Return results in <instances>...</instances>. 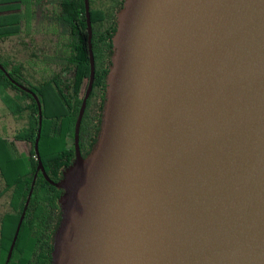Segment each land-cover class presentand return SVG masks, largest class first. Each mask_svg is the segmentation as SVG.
I'll use <instances>...</instances> for the list:
<instances>
[{"label": "water", "instance_id": "95a60500", "mask_svg": "<svg viewBox=\"0 0 264 264\" xmlns=\"http://www.w3.org/2000/svg\"><path fill=\"white\" fill-rule=\"evenodd\" d=\"M84 6L90 76L57 183L39 155L41 104L11 81L37 105V170L64 190L51 264H264V0H125L86 158Z\"/></svg>", "mask_w": 264, "mask_h": 264}, {"label": "trees", "instance_id": "16d2710c", "mask_svg": "<svg viewBox=\"0 0 264 264\" xmlns=\"http://www.w3.org/2000/svg\"><path fill=\"white\" fill-rule=\"evenodd\" d=\"M124 1L89 0L95 74L79 127V149L83 158L94 148L101 130L106 78L113 55L111 39ZM10 41L21 44L22 60L2 48ZM24 55H29L31 61H24ZM33 64H40V70H35ZM0 66L8 75L0 69V101L11 116L25 120V125L15 135L0 134V174L8 189L14 192L12 208L17 209L8 222L3 263L37 163L34 142L39 128L35 100L11 81L34 92L41 104L38 150L43 166L56 161L58 156L71 166L75 122L90 76L84 0H0ZM16 141L18 145L29 147V152L18 155L14 149ZM49 189L54 190L39 175L23 223L32 219L35 210H42L40 195L43 191L52 194ZM9 264H13L12 257Z\"/></svg>", "mask_w": 264, "mask_h": 264}, {"label": "flooded vegetation", "instance_id": "af4514ba", "mask_svg": "<svg viewBox=\"0 0 264 264\" xmlns=\"http://www.w3.org/2000/svg\"><path fill=\"white\" fill-rule=\"evenodd\" d=\"M25 56L26 55H24V61ZM14 149L16 150V153L18 155L26 154V151L24 149H20L17 141L15 142ZM83 154L86 155V151H83ZM56 159H54L56 161L45 163V166H43L48 178L55 183L59 182L63 178L64 172L69 167V164H67L65 158L58 156ZM39 175L42 176L45 180L41 171L37 170L36 163L28 195L22 207V212L18 218L13 236L8 246L7 256L4 262L1 263L3 256L2 251L5 249V239L7 237L6 233L8 222L9 220H12L14 218L17 209L15 211L12 208L13 202L11 201L14 192L12 189H8L4 178L1 177L2 174H0V264H5L10 247L12 245L13 248L9 262L12 257L13 264H51L55 233L62 217L60 200L62 195L64 194V190L51 185L45 180L54 188V190H48L52 194H48L47 191H43L40 195L39 204V207L42 210H35V212L32 213V219L23 223L25 221L24 218L30 202V197L33 192L34 184ZM21 217L22 220L18 230V234L15 241L13 242L18 222L20 221ZM27 255H29L30 258H27Z\"/></svg>", "mask_w": 264, "mask_h": 264}, {"label": "rangeland", "instance_id": "374dc122", "mask_svg": "<svg viewBox=\"0 0 264 264\" xmlns=\"http://www.w3.org/2000/svg\"><path fill=\"white\" fill-rule=\"evenodd\" d=\"M36 40L40 41V38L37 37ZM2 48L6 51H11L13 55L15 56V58L22 60V53H21L22 46L20 43L16 41H10V42H7ZM25 58H26L25 59L26 61L27 60L31 61V58L29 57V55H27ZM33 67H35L34 68L35 70H40L38 69L40 67V64L38 65L33 64ZM42 67L45 68L46 66L42 65ZM24 125H25V120L23 119L17 120L13 116H11L6 110L5 106L0 101V134L13 136L15 133H17L18 130L23 128ZM19 147L20 149H24L26 153L29 152V149H30L29 147L23 144H20ZM59 149L61 150V146H59Z\"/></svg>", "mask_w": 264, "mask_h": 264}]
</instances>
